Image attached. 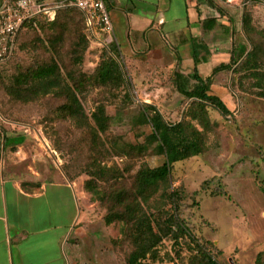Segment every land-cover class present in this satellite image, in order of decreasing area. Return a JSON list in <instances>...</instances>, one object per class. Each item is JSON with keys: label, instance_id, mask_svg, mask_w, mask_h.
Segmentation results:
<instances>
[{"label": "rangeland", "instance_id": "rangeland-1", "mask_svg": "<svg viewBox=\"0 0 264 264\" xmlns=\"http://www.w3.org/2000/svg\"><path fill=\"white\" fill-rule=\"evenodd\" d=\"M258 3L253 9L256 31L253 39L264 48V0ZM241 8L239 2L238 14ZM97 33L100 35L91 38L77 17L73 21L60 19L54 25L45 21L22 30L16 55L9 63L0 65V124L11 133L25 135L23 145L29 151L20 156L21 162L29 165L34 161L52 164L56 161L67 178L68 174L73 181L80 179L84 183L85 190L95 201L91 185L95 179L88 172L98 167L107 168L106 179L97 181L100 190L123 188L130 193L140 166L155 168L164 162L157 142L150 137L146 106L155 107L173 123L183 117L187 108L184 105L181 109V96L171 90L167 75L148 74L140 86L127 74L123 63L120 66L126 78L124 85L85 82L79 90L78 96L90 124L93 125L90 117L97 106L104 107L105 131L96 137L85 125L81 127L77 121L58 115L56 108L64 101L61 97L51 93L38 97L12 93L10 82L14 74L51 59L57 60L63 76L71 73L77 79L80 72L92 74L105 47L104 35ZM81 34L86 36V41ZM244 42L249 51L251 45ZM234 51L237 54L239 48ZM263 74L264 51L257 71H241L240 75H235L233 84L232 73H225L221 82L230 93L225 104L233 112V118H224L208 107L204 152L177 162L172 168L171 190L179 193L180 216L200 241H210L216 250H221L217 254L221 264H264V255L256 262L264 248ZM193 123L202 131L196 121ZM127 146H136V150L124 151ZM140 146H143L142 151L138 149ZM31 148H37L36 152L41 155L35 157L36 152L31 153ZM112 173L116 180L110 177ZM215 187L225 194H214ZM169 208L157 193L146 210L157 218ZM98 209L101 212L99 206ZM120 227V222L109 227L112 264H124L132 249L130 241L119 233ZM188 258L186 247L175 254L172 242L164 240L157 247L155 261L144 260L143 264H188Z\"/></svg>", "mask_w": 264, "mask_h": 264}, {"label": "crops", "instance_id": "crops-1", "mask_svg": "<svg viewBox=\"0 0 264 264\" xmlns=\"http://www.w3.org/2000/svg\"><path fill=\"white\" fill-rule=\"evenodd\" d=\"M104 2L124 68L140 86L148 74L189 75L194 68L206 79L245 43L241 0ZM225 73L213 76L210 86L224 103L230 99L221 82ZM24 136L0 124V264H112L111 231L95 199L56 161L22 163L20 156L29 151Z\"/></svg>", "mask_w": 264, "mask_h": 264}, {"label": "trees", "instance_id": "trees-1", "mask_svg": "<svg viewBox=\"0 0 264 264\" xmlns=\"http://www.w3.org/2000/svg\"><path fill=\"white\" fill-rule=\"evenodd\" d=\"M43 1L65 2V0ZM217 1L225 2L226 0ZM258 4V0H241L243 6L242 36L251 45L249 51L244 44L236 55H232L229 64L215 67L211 76L206 79L200 78L196 68L189 75L174 71L167 76L171 90L181 96V109L187 105L183 117L179 121L169 122L155 107L146 106L149 109L146 118L151 127L150 137L157 142L158 153L165 159L162 165L155 168H150L147 165L140 166L133 177L132 192L130 193L123 188L121 190L115 188L111 191L100 190L97 181L106 179L109 169L98 167L96 170L88 172L95 179L93 182L91 181V185L101 211L102 221L106 227H110L114 222H120L119 233L131 243L132 249L124 264H143L144 260L155 261L157 247L164 240L172 242L175 254H178V249L186 247L189 250L188 264H221L217 260V254L221 253V250H216L210 241H200L180 216L179 193L175 189L171 190L172 168L175 163L199 156L204 152V130L209 125L208 107L217 110L224 118H233V112L226 104L218 96L210 94V86L213 76L219 71L231 72L232 79L230 81L233 84L236 80L235 75L237 77L241 71H257L259 68L264 48L253 39L256 31L252 18L253 8ZM217 9L219 13H223L219 7ZM75 17L81 20L83 30L92 38L83 12L76 6L64 4L55 11L53 19L45 14H37L26 19L15 36L12 54L4 64L9 63L16 55L20 46L19 35L25 28L41 25L45 21L52 25L60 19L73 21ZM81 36L86 41V36L84 34ZM194 61L197 64L195 54ZM120 63L122 64L121 56L112 41L102 49L100 61L92 74L87 75L80 72L77 79H74L71 73H66L63 76L57 60L51 59L14 74L10 82V89L14 95L19 96L38 97L51 93L61 97L64 101L56 108L58 115L77 121L81 127L85 125L96 137L99 132L105 131L107 119L104 107L97 106L90 117L93 125L90 124L78 93L85 82L104 86L108 83H114L116 86L124 85L126 78L123 76ZM262 78L264 79V74ZM68 81L75 82L69 84ZM125 94L130 98L127 89H125ZM193 121L197 122L202 131L195 126ZM138 149L142 151L143 146ZM133 150H136V146H127L124 149V151ZM67 176L70 181H73L68 174ZM110 177L114 180L117 179L114 173ZM204 186L205 182L202 183V187ZM261 189L264 193V186ZM157 193L162 200L170 205V208L155 218L153 214L151 216L147 212L146 207ZM213 193L225 194L217 187L213 188ZM111 242L112 237H110V244H112ZM113 242L115 243V240ZM263 255L264 248L257 255L256 262Z\"/></svg>", "mask_w": 264, "mask_h": 264}, {"label": "built area", "instance_id": "built-area-1", "mask_svg": "<svg viewBox=\"0 0 264 264\" xmlns=\"http://www.w3.org/2000/svg\"><path fill=\"white\" fill-rule=\"evenodd\" d=\"M64 4L78 7L84 14L90 35L104 34V46L113 41V25L104 0H3L0 4V65L11 56L14 39L23 22L37 14L53 19L55 11Z\"/></svg>", "mask_w": 264, "mask_h": 264}]
</instances>
